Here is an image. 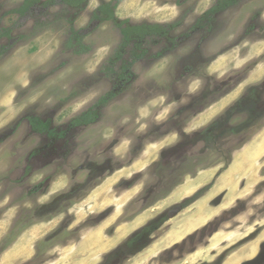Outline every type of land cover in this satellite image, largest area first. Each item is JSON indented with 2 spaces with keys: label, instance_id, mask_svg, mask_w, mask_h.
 <instances>
[{
  "label": "rangeland",
  "instance_id": "rangeland-1",
  "mask_svg": "<svg viewBox=\"0 0 264 264\" xmlns=\"http://www.w3.org/2000/svg\"><path fill=\"white\" fill-rule=\"evenodd\" d=\"M21 2L0 0V32L13 38H0V264H220L222 253L224 264L254 241L257 254L264 153L242 164L229 196L211 191L264 133V0H238L194 32L215 0H124L118 21L170 25L168 38L147 37L122 91L95 107V123L72 129V118L120 87L119 67L139 50L115 60L119 30L89 22V3L69 25L74 14L61 6L7 14ZM32 117L64 135L32 131ZM224 202L203 227L186 228Z\"/></svg>",
  "mask_w": 264,
  "mask_h": 264
},
{
  "label": "trees",
  "instance_id": "trees-1",
  "mask_svg": "<svg viewBox=\"0 0 264 264\" xmlns=\"http://www.w3.org/2000/svg\"><path fill=\"white\" fill-rule=\"evenodd\" d=\"M90 0H23L19 7L16 9L10 10L7 14H14L18 18H24L31 13H33L34 9H43L48 10L53 6H61L67 10H71L72 14H74L73 19H71L68 23L72 25L74 22V18H77L81 12L85 10ZM101 1V0H100ZM124 0H110L108 2H102L100 5L91 13V17L89 22L96 21L98 24H102L105 22H111L119 30L121 35V44L120 50L116 53L115 60L121 61L123 60V56L126 54V47L132 46L135 50H139L137 54L133 49L131 50V55L133 56L129 63L121 64L119 67V72L116 74L117 79L120 83V87L113 88L111 91L103 95L92 107L85 110L78 116L72 118L68 124L67 128H77V127H85L89 126L96 122L98 118V114L96 112L95 107L106 104L109 100L115 98L121 91L123 85L127 84L130 80L129 69L131 66L141 60L145 56V52L142 49V44L144 43L147 37H158V38H168L169 31L171 26L166 24H148L142 23L138 25H132L128 20L118 21L115 17V10ZM182 0H177V4H181ZM238 3V0H215L212 7L206 10L202 15H200L194 25L189 29V32H194L195 30H201L204 27L210 25V21L212 17L216 14L221 13L223 11L228 10L229 8L235 6ZM37 25L34 26L33 30ZM11 29H3L0 32V38L11 41ZM38 31H40L38 29ZM71 35L77 36V31L71 27ZM24 38L23 35H19V39ZM77 38V43H78ZM171 39L170 42H172ZM79 44L81 42L79 41ZM68 45V44H67ZM80 46V45H79ZM4 47H0V57L4 54ZM242 103V100L239 101L238 104ZM28 123L31 129L39 134H45L49 138H62L64 135L62 131L57 133L55 129L50 128L45 122L41 121L36 117H32L28 119ZM212 135V134H211Z\"/></svg>",
  "mask_w": 264,
  "mask_h": 264
},
{
  "label": "bare ground",
  "instance_id": "bare-ground-1",
  "mask_svg": "<svg viewBox=\"0 0 264 264\" xmlns=\"http://www.w3.org/2000/svg\"><path fill=\"white\" fill-rule=\"evenodd\" d=\"M257 68V67H256ZM261 69V67H260ZM259 73V72H258ZM260 73L262 74V71H260ZM257 74V73H256ZM260 74V75H261ZM259 76V75H257ZM264 153V133L255 141V143L252 145L251 149H248V150H245V152L241 155V156H238L235 158L233 164L230 166V168H228V170L225 172V174L223 176H221L220 178H222L220 180H218L217 182V185L214 187V189L211 191L213 192V194H216L218 191L219 192H227V195L229 196L231 193H230V190L228 187H230L231 185L235 184L236 182V178H240L239 175H241V167H242V164L244 162H251V161H254L256 160L257 158L261 157ZM253 172H248L246 173L244 176L245 178L247 179V182L248 183H251L252 182V178H254L253 176ZM223 178H228V182H223ZM202 185V184H201ZM229 190V191H228ZM239 196V195H238ZM242 196V195H241ZM203 198V196H202ZM200 198V200L202 199ZM198 201L197 202V205L194 207L197 211H198V214L201 213V211H204L205 210V207H206V203H205V197L201 200V201ZM227 203H222L221 205L218 206V208L216 209H213L211 212H210V215L208 218L202 220L200 223L199 222H193V221H189L188 224H187V227L186 228H189L191 229L192 231H196L198 228L200 227H203L204 223L206 221L209 220V218L211 217H214L216 216L219 212L221 211H224L227 209ZM142 220H144L143 217H141ZM146 220V219H145ZM200 225V226H198ZM131 228V227H130ZM130 228L127 227V226H124V227H119L117 230H116V236H115V239L118 240V238L122 237V236H125L127 235L128 232H130ZM135 228V227H134ZM138 228V227H137ZM136 228V229H137ZM135 230V229H134ZM132 232V230H131ZM262 236V235H261ZM260 236V237H261ZM91 238V237H90ZM93 238V237H92ZM216 238V237H215ZM214 238V239H215ZM263 238V237H262ZM179 236H176L175 237V241L174 243H177L179 242ZM259 239V238H258ZM115 240V241H116ZM178 240V241H177ZM215 240H218V239H215ZM257 240V239H256ZM86 243V242H85ZM80 250V249H79ZM256 251H257V245L255 244V241L254 242H251L247 247H246V253L245 255L243 256V258H235L234 259V256H231L230 259L228 261H226L224 264H239L241 262H244V261H247L249 258H251L252 256L254 257L255 254H256ZM237 255V254H236ZM239 256V255H238ZM198 256H196L195 254L193 255V257H191L190 259L191 260H194V259H197ZM199 259V258H198ZM200 260V259H199ZM195 263V262H194ZM193 263V264H194Z\"/></svg>",
  "mask_w": 264,
  "mask_h": 264
},
{
  "label": "flooded vegetation",
  "instance_id": "flooded-vegetation-1",
  "mask_svg": "<svg viewBox=\"0 0 264 264\" xmlns=\"http://www.w3.org/2000/svg\"><path fill=\"white\" fill-rule=\"evenodd\" d=\"M29 124V123H28ZM215 127V126H214ZM214 127H212V129H209L208 131H206V133L205 134H208V135H211L212 134V132H213V129H214ZM32 130V129H31ZM33 131V130H32ZM48 137V136H47ZM49 138V137H48ZM52 141H54L55 140V138H50ZM110 169V163L109 162H107L106 164H104L102 167H100L99 168V170L100 171H108ZM179 206H181L182 208H183V210L185 209V207H184V205H178V206H176V207H179ZM173 208H175V207H173ZM172 208V209H173ZM172 209H170V211L172 210ZM169 211V212H170ZM168 215V214H167ZM169 219H171V218H169ZM148 229V227H145V228H143V229H141V231H139V232H143V231H145V230H147ZM139 234V233H138ZM263 251H264V244H263V246H262V248L257 252V254L255 255V257L252 259L253 261L252 262H254V264H257L258 262H260V260L262 259L261 258V255H262V253H263ZM224 253H222V256L221 255H219V256H221L222 257V261L220 262V264H222L223 262H224V260H225V258L227 257V254H225V255H223ZM249 262V261H248ZM205 263H207V262H205ZM247 263V262H246ZM200 264V263H199ZM207 264H209V263H207ZM244 264V263H243Z\"/></svg>",
  "mask_w": 264,
  "mask_h": 264
},
{
  "label": "water",
  "instance_id": "water-1",
  "mask_svg": "<svg viewBox=\"0 0 264 264\" xmlns=\"http://www.w3.org/2000/svg\"><path fill=\"white\" fill-rule=\"evenodd\" d=\"M181 211H183V208L181 206L175 207L168 213V217L169 218H174Z\"/></svg>",
  "mask_w": 264,
  "mask_h": 264
},
{
  "label": "crops",
  "instance_id": "crops-1",
  "mask_svg": "<svg viewBox=\"0 0 264 264\" xmlns=\"http://www.w3.org/2000/svg\"><path fill=\"white\" fill-rule=\"evenodd\" d=\"M22 1H23V0H22ZM95 1L98 2L99 0H90V1H89V4L95 6V9H96V8L98 7V5H95V4H96ZM101 1H102V2H105V1L108 2V0H101ZM99 2H100V1H99ZM21 3H22V2H21ZM89 4H88V5H89ZM99 5H100V4H99ZM19 6H20V5H19ZM19 6H18V7H19ZM95 9H93V10H95ZM12 10H13V9H12ZM92 12H93V11H92ZM90 17H91V15H90ZM90 17H89V20H90ZM244 148H245V147H244Z\"/></svg>",
  "mask_w": 264,
  "mask_h": 264
}]
</instances>
